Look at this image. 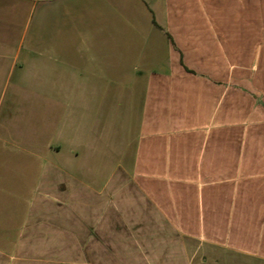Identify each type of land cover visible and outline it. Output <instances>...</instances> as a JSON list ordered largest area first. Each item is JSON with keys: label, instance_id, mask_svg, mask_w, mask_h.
I'll return each mask as SVG.
<instances>
[{"label": "crops", "instance_id": "1", "mask_svg": "<svg viewBox=\"0 0 264 264\" xmlns=\"http://www.w3.org/2000/svg\"><path fill=\"white\" fill-rule=\"evenodd\" d=\"M76 237L264 264V0H0V264Z\"/></svg>", "mask_w": 264, "mask_h": 264}, {"label": "rangeland", "instance_id": "2", "mask_svg": "<svg viewBox=\"0 0 264 264\" xmlns=\"http://www.w3.org/2000/svg\"><path fill=\"white\" fill-rule=\"evenodd\" d=\"M135 101V100H134ZM138 104V99L137 101H135L134 103V110L132 112V114L128 117V115H126L125 119H129L128 120V124H125L126 127V133L127 136L128 135H132L134 136V133L136 131V126H137V122H138V114L136 109L138 107H135ZM244 150V149H243ZM76 240H78L79 242H77L75 245L70 244H63L61 245V247L65 248V252L62 254L61 253V258L59 260H47L45 261V264H89L88 260L84 259V247L85 245L83 244V238L81 237H76ZM69 247V254L67 253V248ZM62 255L64 256H68V258H64L62 257ZM74 255V257L72 256Z\"/></svg>", "mask_w": 264, "mask_h": 264}]
</instances>
